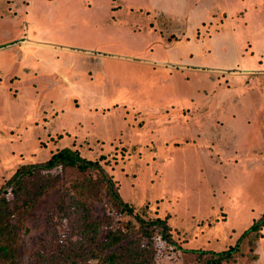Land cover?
<instances>
[{
    "label": "rangeland",
    "instance_id": "obj_1",
    "mask_svg": "<svg viewBox=\"0 0 264 264\" xmlns=\"http://www.w3.org/2000/svg\"><path fill=\"white\" fill-rule=\"evenodd\" d=\"M55 1L31 8L51 44L22 46V8L6 6L13 17L0 23V186L20 165L71 146L102 164L135 213L165 219L174 244L144 237L139 224L128 237L148 242L152 264H203L211 255L186 249L236 244L264 213V0ZM195 2L198 22L212 11L209 21L176 19ZM153 6L171 17L146 15ZM250 50L261 51V68L222 66L243 65ZM102 188L95 216L135 221ZM56 196L22 233L21 264L73 261L57 246L65 223L50 209ZM237 255L220 264H264V228L244 236Z\"/></svg>",
    "mask_w": 264,
    "mask_h": 264
},
{
    "label": "trees",
    "instance_id": "obj_2",
    "mask_svg": "<svg viewBox=\"0 0 264 264\" xmlns=\"http://www.w3.org/2000/svg\"><path fill=\"white\" fill-rule=\"evenodd\" d=\"M68 175L70 179H66ZM102 187L112 206L133 216L135 221L117 218L111 211L101 218L95 216L93 206L102 199ZM54 193L57 196L50 209L54 213L53 207H59L61 213L57 217L65 223L57 233L63 245L57 243V246H62V251L69 247L74 257L67 264H152L151 253L145 254L148 242L141 245L128 242L137 224L144 237L152 239L160 234L173 243L165 219H148L135 213L133 206L121 198L112 177L98 160L64 146L53 151L46 160L20 165L7 184L0 186V264H21L22 233L29 231L32 214ZM263 228L264 213L228 249L186 251L211 255V258L205 257L203 264H220L239 256L242 238L250 233L257 235Z\"/></svg>",
    "mask_w": 264,
    "mask_h": 264
},
{
    "label": "crops",
    "instance_id": "obj_3",
    "mask_svg": "<svg viewBox=\"0 0 264 264\" xmlns=\"http://www.w3.org/2000/svg\"><path fill=\"white\" fill-rule=\"evenodd\" d=\"M27 1H28V4L27 5L25 4V6H24L23 5V1H21V0H0V23L2 21H5V20L10 19V18L13 17V16H11L9 13H7L5 11V7L6 6L8 7V5H11L12 7H15V8H17V7H19L20 9L22 8L23 16L27 17V23L25 22L26 25L24 27V32H23V33H25V32L27 33V35H25L26 38H27V39H25L27 44L26 43L22 44V46H24V47L27 46V47L34 48L36 45H39V44H45V43L51 44L49 39H44L42 37L43 36L42 34L46 33V30H44L42 28H39V27H36L35 26L36 24L34 23L35 20H34V22L32 20L33 19V12H31V8L33 7L32 3L34 2V0H27ZM49 2H53L54 3L56 1L55 0H49ZM89 2H90V0H89ZM133 5L134 4H130L129 5L130 12H132V10H133L132 8H134V9H143L142 7L140 8V7H136L135 5L134 6ZM186 5H187V3H186ZM194 6H197V2H195L194 4H190L189 5L190 10L188 11V13L186 15H181V16L177 17L176 19H183L181 17H184V18H187L186 20H188V22H192V21L193 22H197V25H198V24H202L204 22H207L206 20L209 21V19L213 17L214 12L212 13V11H210L209 12L210 16H209L208 19L202 17V18L199 19V22H198L197 12H196V10L195 11L193 10V8H195ZM113 7L117 8L116 6H113ZM123 8L125 9L124 4H123ZM152 8H153V10H149V11L148 10H144V11L149 12L146 15L150 16V12L151 11L153 13V14H151V17H154V16H156L158 14H160L161 16L167 15V17H171V15H172L170 9H168L167 7L158 8L157 6H153ZM119 10H123V9H119L118 8V11ZM111 12L112 13H116V10L115 11L111 10ZM204 12H206L205 9H204ZM18 15H20V16H19V18H17V20L20 21L22 19V14H18ZM15 17H17V16H15ZM4 34H6V30L1 29L0 30V36L4 35ZM68 37L70 38V36H68ZM29 43H32V45H30ZM69 43H71V42H69ZM64 46L66 47V49H68V52H70V51L74 52V49H72V48H76V47H70V46H66V45H64ZM176 47H179V48H176ZM172 48H175L177 51H179L182 47H181V44H176L175 46H174V44H172ZM87 53H88V55L94 54V52H87ZM261 55H262L261 51H260V53L257 52V51H255V53H251V50H250V51H247V53L245 55V56H248V57L246 59H243V61H244L243 65H239V64H237V65L236 64L229 65L228 64V65H222V66L223 67H229V66L230 67H238L239 66L238 68L244 70L245 72H249L250 70L261 68V66H260V64H261L260 63ZM68 73H67V75H68ZM56 74H58V73L56 72V73H53V74H48V73L45 72L42 75H44L45 77H48L50 79L51 77H54ZM69 77H70V75H69ZM59 80H61V79H59ZM69 80H71V78ZM63 83H64L63 85H67V83L65 81Z\"/></svg>",
    "mask_w": 264,
    "mask_h": 264
}]
</instances>
